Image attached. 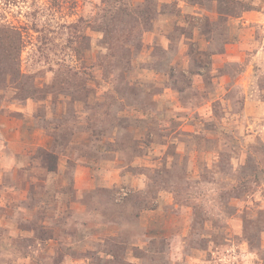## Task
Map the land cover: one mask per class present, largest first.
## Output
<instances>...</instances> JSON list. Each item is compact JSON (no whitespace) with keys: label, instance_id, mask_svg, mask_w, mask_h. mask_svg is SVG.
Returning a JSON list of instances; mask_svg holds the SVG:
<instances>
[{"label":"rangeland","instance_id":"374dc122","mask_svg":"<svg viewBox=\"0 0 264 264\" xmlns=\"http://www.w3.org/2000/svg\"><path fill=\"white\" fill-rule=\"evenodd\" d=\"M0 264H264V0H0Z\"/></svg>","mask_w":264,"mask_h":264}]
</instances>
